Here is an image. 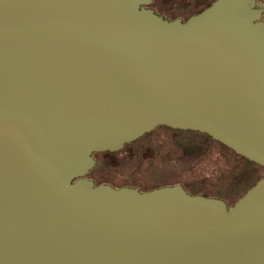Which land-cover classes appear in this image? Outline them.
<instances>
[{
  "label": "water",
  "instance_id": "water-1",
  "mask_svg": "<svg viewBox=\"0 0 264 264\" xmlns=\"http://www.w3.org/2000/svg\"><path fill=\"white\" fill-rule=\"evenodd\" d=\"M151 1L0 0V264H264V177L229 206L88 177L160 126L264 167L254 0L186 21Z\"/></svg>",
  "mask_w": 264,
  "mask_h": 264
},
{
  "label": "rangeland",
  "instance_id": "rangeland-1",
  "mask_svg": "<svg viewBox=\"0 0 264 264\" xmlns=\"http://www.w3.org/2000/svg\"><path fill=\"white\" fill-rule=\"evenodd\" d=\"M162 1L168 17L187 16L189 0ZM208 137L157 127L118 152L96 153L89 177L96 184L140 191L181 184L191 194L220 198L232 205L264 175V168Z\"/></svg>",
  "mask_w": 264,
  "mask_h": 264
},
{
  "label": "flooded vegetation",
  "instance_id": "flooded-vegetation-1",
  "mask_svg": "<svg viewBox=\"0 0 264 264\" xmlns=\"http://www.w3.org/2000/svg\"><path fill=\"white\" fill-rule=\"evenodd\" d=\"M190 1V2H189ZM187 1V6L189 8L188 12L186 13V17H183L182 15H178V16H174L173 18H170L166 15V11H167V7L164 5L162 0H152L151 4L149 5V7L158 15L162 16L165 19L168 20H174V19H180L181 21H186L188 18L199 14L200 12H202L203 10H205L206 8H208L212 2H214L215 0H189ZM255 5L254 8L259 12V18L258 21L259 22H263L264 23V0H254ZM166 7V8H165ZM161 127V126H160ZM133 143V142H132ZM95 154H93V157L95 158ZM255 164V163H254ZM262 167V166H261ZM264 168V167H263ZM264 175L260 178H263ZM259 178V179H260ZM257 179V181L259 180ZM256 181V182H257ZM255 182V183H256ZM254 183V184H255ZM253 186V185H252ZM249 189V188H248ZM247 189V190H248ZM246 190V191H247ZM245 191V192H246ZM244 193H242L238 199L243 195ZM237 199V200H238ZM236 200V201H237ZM227 205L229 206L230 204L227 203Z\"/></svg>",
  "mask_w": 264,
  "mask_h": 264
},
{
  "label": "trees",
  "instance_id": "trees-1",
  "mask_svg": "<svg viewBox=\"0 0 264 264\" xmlns=\"http://www.w3.org/2000/svg\"><path fill=\"white\" fill-rule=\"evenodd\" d=\"M161 127H164V128H167V127H165V126H161ZM169 129V128H168ZM212 142H214V140H212L210 137H208ZM217 142V141H216ZM219 143V142H218ZM130 144H132V143H130ZM130 144H127V145H125V147L126 146H128V145H130ZM222 145V144H221ZM223 147H225L224 145H222ZM225 148H227V147H225ZM227 149H229V148H227ZM230 150V149H229ZM231 152H233L232 150H230ZM234 153V152H233ZM234 154H236V153H234ZM89 174H90V172H89ZM89 174H88V177H89ZM90 178V177H89ZM96 184V183H95ZM97 185V184H96ZM254 185V184H253ZM183 186V185H182ZM184 187V186H183ZM252 187V186H251ZM185 188V187H184ZM186 189V188H185ZM188 192V191H187ZM190 193V192H189ZM245 193V192H244ZM201 195H204V194H201ZM204 196H206V195H204ZM209 197V196H208Z\"/></svg>",
  "mask_w": 264,
  "mask_h": 264
}]
</instances>
